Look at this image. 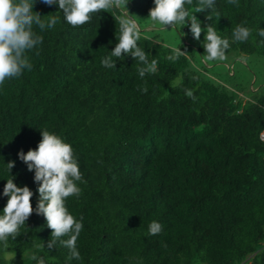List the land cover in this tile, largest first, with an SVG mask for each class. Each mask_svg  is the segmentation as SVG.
Returning <instances> with one entry per match:
<instances>
[{"label": "trees", "instance_id": "16d2710c", "mask_svg": "<svg viewBox=\"0 0 264 264\" xmlns=\"http://www.w3.org/2000/svg\"><path fill=\"white\" fill-rule=\"evenodd\" d=\"M238 4L216 0L220 15L212 13V21L206 19L210 9L195 12V0L185 7L202 28L212 24L229 39L227 53L264 58V38L257 34L264 29V0ZM152 7L153 0H129L127 10L148 18ZM33 11L55 14L58 23L35 29L43 41L28 53L32 71L0 87V215L10 175L33 191L36 207L34 172L18 153L35 150L42 130L60 136L72 146L86 181L78 184L79 198L66 199L69 212L83 217L77 240L82 259L69 260L59 242L41 251L51 230L33 213L20 236L8 241L15 255L29 252L17 264H37L33 255L46 264H264V94L243 99L210 76L200 58L204 33L194 40L190 25L176 30L186 34L177 47L191 60L172 62L166 59L172 47L138 24V46L149 62L158 61L157 71L141 78L130 56L117 60L116 69L101 64L118 42L115 17L122 8L93 14L77 28L64 21L58 5L36 0ZM238 24L253 30L247 42H232ZM177 75L181 85L171 87ZM183 88L197 89L195 103ZM9 162L15 163L10 173ZM154 220L163 230L148 235ZM4 249L0 244V253Z\"/></svg>", "mask_w": 264, "mask_h": 264}, {"label": "clouds", "instance_id": "9594fccd", "mask_svg": "<svg viewBox=\"0 0 264 264\" xmlns=\"http://www.w3.org/2000/svg\"><path fill=\"white\" fill-rule=\"evenodd\" d=\"M35 2L36 0H0V87H3L8 80L19 78L25 70L32 71L33 64L28 53L38 49L43 41V37L38 35L35 29L38 28L43 32L52 29L58 23L55 14L42 17L39 12H34ZM40 2L48 6L58 5L64 21L73 28L90 23L93 14L122 8V14L115 17L119 25L118 33L116 32L118 42L109 55L101 59L102 66L116 69L117 60L130 56L137 62V70L141 78L147 72L157 71L158 61L152 59L149 62V55L138 46L137 42L142 33L135 19L137 17L127 10L129 0H40ZM153 3L154 7L149 10L146 21L150 20L153 24L161 25L162 31H169V27L171 31H175L177 25L184 27L190 25L189 31L194 40L200 41L201 34L204 33L202 44L204 55L200 56L203 63L227 59L229 39L222 38L212 24L202 28L197 16L193 15L189 18L190 14L185 6L193 5L194 0H153ZM227 3L239 6L238 0H227ZM215 4L216 0H195L194 10L202 13L210 9L211 14L206 19L212 21V13L216 16L220 15L215 11ZM252 31L243 24L236 25L232 30V42H247ZM257 34L264 38V29H257ZM185 35L183 31L179 32V40ZM261 43H264V40H261ZM164 46L168 47V45ZM171 52L172 54L166 59L172 62L182 56L189 60L192 57L186 49L182 51L181 47H173ZM35 54L38 56L39 51L37 50ZM113 57L116 59L114 60ZM191 79L195 82L199 78L192 76ZM181 82L182 77L177 75L171 87L180 86ZM196 90V88H183L184 94L193 103L198 99L194 95ZM144 91L147 89L145 88ZM263 131L260 133L262 141H264ZM40 134L41 140L35 150H29L26 154L21 150L18 153V158L27 166V170L34 172V183L38 185L37 205L33 208L31 204L33 191L27 186L18 187L14 183L15 177L10 175L3 189V196L8 199L3 214L0 215V244L4 245L6 254L14 258L15 252L7 251L8 241L20 236V229L35 213L45 218L47 227L51 230V238L47 245L43 242L38 245L40 250L43 251L45 247L54 249L59 242L62 247L69 250V260H81L77 240L84 227L83 217L77 220L69 212L66 199L79 198L82 190L78 184L86 181L83 180L72 146L46 129L40 131ZM6 166L10 173L15 163L9 162ZM162 230L163 226L154 220L148 225L147 234L154 236ZM31 258L37 261V264H46L43 257L33 255Z\"/></svg>", "mask_w": 264, "mask_h": 264}, {"label": "rangeland", "instance_id": "374dc122", "mask_svg": "<svg viewBox=\"0 0 264 264\" xmlns=\"http://www.w3.org/2000/svg\"><path fill=\"white\" fill-rule=\"evenodd\" d=\"M137 23L141 26L144 24L146 34L151 32L157 36V39L170 47H177L182 41L179 40L177 30L162 31L161 25L153 24L150 20L146 21L147 18H135ZM190 28V27H189ZM178 34V35H177ZM184 38H186L184 36ZM227 59L225 61H214L204 64L208 74L217 81L223 83L227 88L235 91L239 97L247 98L248 96H254L259 93L264 94V58L255 54H237L227 53ZM195 61L197 65L201 64L199 58L196 56ZM8 252H11L7 249ZM29 255V252L14 258L6 254L4 249L0 253V264H17L21 260L25 259ZM2 260L4 262H2Z\"/></svg>", "mask_w": 264, "mask_h": 264}, {"label": "built area", "instance_id": "2783aa9c", "mask_svg": "<svg viewBox=\"0 0 264 264\" xmlns=\"http://www.w3.org/2000/svg\"><path fill=\"white\" fill-rule=\"evenodd\" d=\"M264 132V131H263Z\"/></svg>", "mask_w": 264, "mask_h": 264}]
</instances>
